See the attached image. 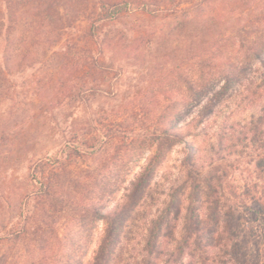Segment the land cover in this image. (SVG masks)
<instances>
[{"label":"rangeland","instance_id":"1","mask_svg":"<svg viewBox=\"0 0 264 264\" xmlns=\"http://www.w3.org/2000/svg\"><path fill=\"white\" fill-rule=\"evenodd\" d=\"M164 17L127 19L105 30L113 39L106 59L117 70L105 84L89 65L94 47L87 43L84 17L73 19L63 31H56V24L41 29L39 19L31 17L27 27L15 28L8 46L0 45L2 264L91 261L106 222L89 212L111 213L123 203L126 189L155 151L146 139L160 127L165 108L174 105L179 126L199 114L204 102L185 105L188 69L197 67L210 47L222 46L232 54L264 40V0H212L190 18ZM259 67L253 65L252 76ZM93 85H100L95 93ZM220 122L212 119L213 131ZM188 140L208 161L212 140ZM74 147L79 154L72 152ZM186 152V145L176 146L156 170L128 223L131 241L123 243L121 264H137L128 257L140 253L152 220L170 204L172 187L185 180L181 162ZM40 168L45 172L42 182L51 186L47 199L37 194L45 187L33 183ZM189 204L185 190L179 211L173 213V236L166 239L170 248L183 235ZM263 224L251 223L250 232L259 235ZM213 253L216 261L206 264H233L222 251ZM189 262L186 257L185 264Z\"/></svg>","mask_w":264,"mask_h":264},{"label":"trees","instance_id":"2","mask_svg":"<svg viewBox=\"0 0 264 264\" xmlns=\"http://www.w3.org/2000/svg\"><path fill=\"white\" fill-rule=\"evenodd\" d=\"M211 1L188 0L184 6L183 0H0V45L8 46L15 28L27 27L31 17L39 19L41 29L56 24V31L67 29L73 19L84 17L88 23L85 37L88 45L94 47L89 65L105 84L109 74L117 75L114 61L106 59V46L113 40L105 31L108 27L133 18H190ZM6 61L9 66L10 61ZM255 63L260 67L252 76ZM186 75L185 105L195 107L204 102L199 114L179 126L175 122L178 114L172 113L174 105L165 108L160 127L146 139L155 151L126 189L123 203L111 213L96 208L89 212L95 219L103 218L106 229L94 258L86 264H121L123 243L127 241V246L131 241V232L126 231L128 223L140 209L156 170L180 144L187 149L181 162L185 180L172 187L170 204L152 220L144 247L136 257L129 256L128 261L185 264L187 257L189 264L214 263L217 255L213 252L217 249L230 256L233 264H264V224L259 235L249 230L251 223H264V40L232 54L225 53L222 46L216 50L210 47L200 57L198 66L190 67ZM99 86L93 85L94 93ZM219 118L217 131H213L212 119ZM107 137L111 136H104ZM191 137L212 140L208 144V161L201 160V150L188 140ZM72 152L79 154L78 147ZM33 177V183L40 182L45 187L37 194L50 197V183L42 182L45 172L36 169ZM185 190H189L190 204L183 235L170 248L166 239L173 236V213L179 211ZM71 263L70 259L66 262ZM76 264L83 263L78 260Z\"/></svg>","mask_w":264,"mask_h":264}]
</instances>
